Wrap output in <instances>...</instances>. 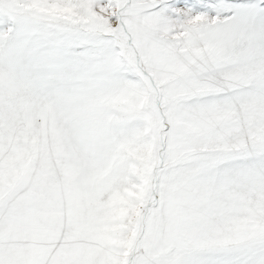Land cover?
<instances>
[{
  "label": "snow or ice",
  "instance_id": "6c2138e0",
  "mask_svg": "<svg viewBox=\"0 0 264 264\" xmlns=\"http://www.w3.org/2000/svg\"><path fill=\"white\" fill-rule=\"evenodd\" d=\"M0 264H264V0H0Z\"/></svg>",
  "mask_w": 264,
  "mask_h": 264
}]
</instances>
